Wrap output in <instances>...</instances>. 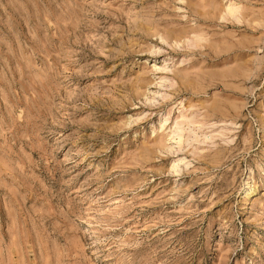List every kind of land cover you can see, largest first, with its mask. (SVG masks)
I'll list each match as a JSON object with an SVG mask.
<instances>
[{
    "label": "rangeland",
    "instance_id": "rangeland-1",
    "mask_svg": "<svg viewBox=\"0 0 264 264\" xmlns=\"http://www.w3.org/2000/svg\"><path fill=\"white\" fill-rule=\"evenodd\" d=\"M0 264H264V0H0Z\"/></svg>",
    "mask_w": 264,
    "mask_h": 264
}]
</instances>
